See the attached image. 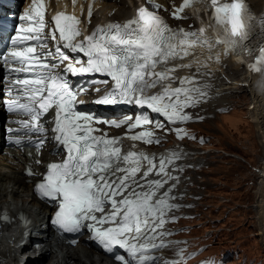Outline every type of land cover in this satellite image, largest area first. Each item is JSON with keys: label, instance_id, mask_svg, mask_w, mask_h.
<instances>
[{"label": "snow or ice", "instance_id": "1", "mask_svg": "<svg viewBox=\"0 0 264 264\" xmlns=\"http://www.w3.org/2000/svg\"><path fill=\"white\" fill-rule=\"evenodd\" d=\"M195 2L197 0H184L172 15L181 18L180 14ZM211 6L216 31L218 35L223 32V39L217 38L215 42L227 44L228 51L239 48L251 52L252 49H245L244 42L249 39V23L254 18L249 14L245 0H231L230 3L211 0ZM91 16L90 8L88 17ZM20 19L28 21L29 26L20 25L17 41L23 44L30 40H47L41 36L46 25L43 0H33V10L25 12ZM53 20L55 28L51 40L56 41L57 30L60 38L55 46L58 63L42 60L41 55L51 56L52 53L37 54L35 45L10 54L11 59L22 65L13 71L32 75L14 81L23 86L28 102L9 100V106L30 114L31 121L23 123L39 133L47 131L39 122L41 116L55 109L54 139L66 149V158L48 165L46 176L35 190L40 197L57 203L54 223L62 232L81 233L87 228L107 254H115L114 259L119 264H155L159 258L148 253L176 243L160 239L172 235L163 229L176 219L169 217V213L180 207L173 203L176 197L171 195L175 185L162 190L170 180H179L169 168L178 170L176 162L184 153L166 150L157 158L155 153L122 151L123 138L97 134L100 129L94 125L102 123L116 128L128 125L131 133L153 123L157 129H164L165 124L153 121L146 113L138 115L133 122L130 115L119 121L101 120L89 112L77 110L79 104L85 103L78 100V96L87 93L88 89L87 86L74 87L66 74L110 77L112 87L94 101L97 105L134 104L161 114L171 124L190 121L192 116L186 109L207 99V92L194 76L181 78L180 86L175 88L165 82L172 78L177 67H192L191 63L177 62L194 57L197 47L211 50L212 44L205 35L206 27L195 31L174 28L157 12L140 7L134 19L123 24L108 23L79 39L82 36L78 27L81 21L75 15L59 12ZM261 26L264 27V20ZM69 52L83 54L86 59L77 57L71 62L73 58ZM64 62L68 63L63 73H57L55 69ZM195 63L201 62L195 60ZM251 67L264 76V46L259 48V55ZM101 82L109 83L107 79ZM154 89L158 90L154 92ZM176 133L180 139L189 135L182 128H177ZM128 139L148 145L162 143V138L148 129L135 132ZM43 143V140L39 141L41 146ZM27 174L33 175L30 169ZM108 205L110 210L105 213ZM97 213L102 215L98 217ZM107 224L112 226L100 227ZM118 248L124 251L117 252ZM179 255L183 259L182 250ZM165 264H180V261H165Z\"/></svg>", "mask_w": 264, "mask_h": 264}, {"label": "bare ground", "instance_id": "2", "mask_svg": "<svg viewBox=\"0 0 264 264\" xmlns=\"http://www.w3.org/2000/svg\"><path fill=\"white\" fill-rule=\"evenodd\" d=\"M119 1L103 0L102 6L100 7L102 13L100 16L93 14L94 17L90 22L91 25L100 20H103V22L118 23V19L129 17L134 11L136 3H131L129 0ZM162 1L168 3L169 0ZM251 1L259 9L264 3V0ZM127 2H129L130 8L125 7ZM116 7L118 8L113 11L112 8ZM186 15L184 14V17ZM204 16L202 12L198 15L196 14L195 20L197 23L194 25V28L198 30L201 27H206L205 35L212 44L211 50L207 47H197L194 57L185 58L182 62H178L184 64L191 63L192 67H177L176 71L172 74V78L166 81L165 84L171 85L173 88L179 87L181 78L194 76L202 90L207 92L209 103H217L222 99L220 96L225 95L227 97V92L232 90V85L229 86L230 82L228 80L232 79L233 82L234 80H238L236 82L238 85L240 77H242L241 75L244 74L242 86L252 93V103L254 104L250 113L252 114L251 116L254 122H256L258 132L262 133L264 140V80L248 66L247 63L250 57L242 53L240 55L236 54L233 50L228 51V47H222L221 43L215 42L218 35L208 26V17ZM202 17H204V20H202ZM192 19H187L185 22L188 23ZM55 44L56 42H51L52 46H55ZM216 57H219V60ZM195 60H199L201 63L197 64ZM242 65L243 71L241 72L239 68ZM231 69L236 73V78L228 77L227 72ZM179 70H181V73L178 72ZM222 73L227 78L223 77ZM235 88L240 89V87ZM201 103H199V107L202 106ZM188 110L186 109V112ZM2 111V107L0 106V120H3L4 114ZM192 148L194 147H190L184 139L182 141H173L158 150L161 153H164L166 150H177L184 153L183 158L176 162V166H181L183 163L201 161V159L198 160L195 158L194 154L197 151L193 152ZM47 154L48 150L44 149L40 157L48 159L49 155ZM197 157L199 158L200 155ZM30 159L28 153L22 155L19 151L14 152L10 160L0 159V264H24L25 258L22 257V253L27 252V250L37 251L38 253L34 255L36 256L35 258L27 257L26 262L36 261L40 264H119L111 256H106L98 251L97 257L95 255L93 256L91 251L94 247L88 242L81 241L77 245H69L65 240L57 237L50 225L44 229L42 233L43 238L38 245L36 242L33 244L31 241L26 243L22 242L25 239L24 236L27 231L35 228L41 229V225L46 221L44 213L47 211L50 212L48 205L37 198L33 191L34 183L39 179V176L33 177L34 179L30 180L29 176L24 172L25 162ZM169 171L172 175L178 176L179 180H170L162 191L175 185L171 193L173 196L175 193L184 191L180 188L186 186L185 182L179 186L177 184L179 181H189L192 178H184V173L179 168L178 170H174V168L170 167ZM261 175L259 192L261 190L263 191L258 194L259 200L257 202V208L259 209L258 212L264 213V167ZM152 178L158 177L153 176ZM7 216L9 219H5ZM260 233L263 234L264 232ZM48 256L50 258L49 260L47 259Z\"/></svg>", "mask_w": 264, "mask_h": 264}, {"label": "rangeland", "instance_id": "3", "mask_svg": "<svg viewBox=\"0 0 264 264\" xmlns=\"http://www.w3.org/2000/svg\"><path fill=\"white\" fill-rule=\"evenodd\" d=\"M125 7L130 8L129 2ZM239 70L243 71V65ZM227 73L228 77L236 78L234 70ZM243 75L238 85V80H228L232 90L227 92V97L220 96L222 99L217 103L210 102L211 106L207 98L201 107L197 104L188 108L187 113L192 119L184 124L189 133L184 139L194 147L193 152L197 151L195 158L201 161L176 166L184 173V178L192 179L179 181V186L183 182L186 186L180 188L184 191L175 193L174 197L183 205L176 212L198 210L205 214L209 212L208 217L212 211L218 215L226 209L230 212L221 218L224 221L222 225L230 230V234L220 242L226 243L222 246L225 259L230 260L235 246L241 247L245 255L264 261V233H260L264 232V213L258 212L257 208L258 194L263 191L259 192L264 167V140L250 113L254 105L252 93L243 88ZM184 139L168 134L167 142ZM211 204L212 208L218 206L220 209H211ZM91 253L97 257L98 252L94 248ZM232 258V262L238 261L237 254Z\"/></svg>", "mask_w": 264, "mask_h": 264}, {"label": "clouds", "instance_id": "4", "mask_svg": "<svg viewBox=\"0 0 264 264\" xmlns=\"http://www.w3.org/2000/svg\"><path fill=\"white\" fill-rule=\"evenodd\" d=\"M83 242H85L84 240H82ZM81 242V241H80ZM89 244H91V245H93V247H94V249L96 250V251H98V252H101L102 254H104L102 251H101V249H99V248H97L93 243H91V242H89V241H87ZM86 243V242H85ZM105 255V254H104ZM107 256V255H106ZM112 257V256H111Z\"/></svg>", "mask_w": 264, "mask_h": 264}, {"label": "trees", "instance_id": "5", "mask_svg": "<svg viewBox=\"0 0 264 264\" xmlns=\"http://www.w3.org/2000/svg\"><path fill=\"white\" fill-rule=\"evenodd\" d=\"M224 214H226V213H224ZM224 214H223V215H224Z\"/></svg>", "mask_w": 264, "mask_h": 264}]
</instances>
